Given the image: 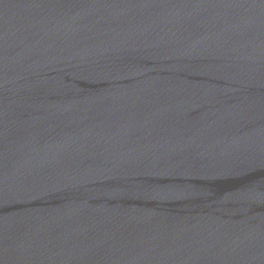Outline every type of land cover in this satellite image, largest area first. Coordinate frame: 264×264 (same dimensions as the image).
<instances>
[{
	"label": "water",
	"instance_id": "water-1",
	"mask_svg": "<svg viewBox=\"0 0 264 264\" xmlns=\"http://www.w3.org/2000/svg\"><path fill=\"white\" fill-rule=\"evenodd\" d=\"M0 264H264V0H0Z\"/></svg>",
	"mask_w": 264,
	"mask_h": 264
}]
</instances>
